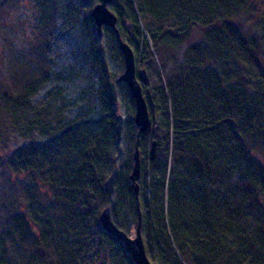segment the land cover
Instances as JSON below:
<instances>
[{"label": "trees", "instance_id": "16d2710c", "mask_svg": "<svg viewBox=\"0 0 264 264\" xmlns=\"http://www.w3.org/2000/svg\"><path fill=\"white\" fill-rule=\"evenodd\" d=\"M29 3L30 51L9 53L10 79L0 85V264H134L98 223L106 207L129 237L140 215L150 262L264 264V0L108 6L136 68L146 73L143 93L155 121L138 141V197L129 180L134 101L116 85L128 99L121 158L106 51L115 50L120 73L123 60L111 29L96 36L90 10L97 0ZM59 18L79 23L82 49L95 62L89 74L103 83L86 92L81 115L50 121L48 104L31 98L45 88ZM11 134L24 142L14 152ZM116 166L109 198L104 184Z\"/></svg>", "mask_w": 264, "mask_h": 264}, {"label": "rangeland", "instance_id": "374dc122", "mask_svg": "<svg viewBox=\"0 0 264 264\" xmlns=\"http://www.w3.org/2000/svg\"><path fill=\"white\" fill-rule=\"evenodd\" d=\"M34 16V10L29 0H0V85L10 79L9 53L30 51ZM102 45L103 47L109 45L107 39L103 41ZM113 53L115 50L108 49L105 54L107 82L112 75L117 77L120 74L119 58L115 57ZM47 57L49 75L45 88L37 91L31 101L36 105L48 104L50 108L48 119L50 121L73 119L85 111L86 92L100 89L103 83L101 77L94 73L89 74L90 67L95 66V62L82 49L79 23L76 24L73 20L68 19L63 22L61 18L58 19V27ZM127 103V96L117 89L115 105L119 114L124 118ZM11 135L8 149L10 152H14L24 142L14 134ZM125 148L126 144L121 142L120 152L124 151L121 158L124 157Z\"/></svg>", "mask_w": 264, "mask_h": 264}, {"label": "water", "instance_id": "95a60500", "mask_svg": "<svg viewBox=\"0 0 264 264\" xmlns=\"http://www.w3.org/2000/svg\"><path fill=\"white\" fill-rule=\"evenodd\" d=\"M112 0H97V3L90 10V18L94 24L95 33L98 39L102 37L103 28H109L115 35L116 42L122 55L123 71L113 80L108 82V91L110 94V101L116 102V85L123 84L130 97L134 101V115L133 122L137 129L135 150L133 153V165L129 175V180L133 187L135 196L138 197L137 181L140 176V158L138 152L139 137L145 134L151 124L155 123L151 119L147 99L143 93V87L147 84V76L143 69H137L135 64L134 54L131 48L121 40L118 30L116 28V17L109 10L108 6ZM124 117L121 114L116 116V144L117 152H120L121 134L123 129ZM156 141H152L149 159L152 161L155 156ZM119 170L113 168L109 177L104 184V190L109 198L114 195V186L118 178ZM98 223L101 225L103 231L111 235L115 240L122 242L134 264H156L150 262L146 256L144 244L140 233V215H138V222L135 229V236L129 237L124 232L116 228L111 221L110 208L106 207L98 216Z\"/></svg>", "mask_w": 264, "mask_h": 264}]
</instances>
